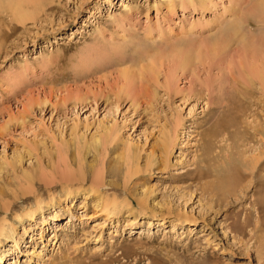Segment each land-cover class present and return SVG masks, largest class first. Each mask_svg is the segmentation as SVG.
I'll list each match as a JSON object with an SVG mask.
<instances>
[{
    "label": "rangeland",
    "instance_id": "rangeland-1",
    "mask_svg": "<svg viewBox=\"0 0 264 264\" xmlns=\"http://www.w3.org/2000/svg\"><path fill=\"white\" fill-rule=\"evenodd\" d=\"M42 1L24 23L13 20L16 9L0 10V264H264L258 81L248 93L234 86L248 106L239 133L208 134L228 114L219 96L227 98L229 71L241 64L240 42L211 70L176 69L174 96L164 83L175 68L155 49L183 35L203 41L254 1ZM33 8L24 1L19 11ZM250 22V36L259 34ZM151 37L153 65L147 51L139 65L124 63L126 45Z\"/></svg>",
    "mask_w": 264,
    "mask_h": 264
},
{
    "label": "bare ground",
    "instance_id": "bare-ground-1",
    "mask_svg": "<svg viewBox=\"0 0 264 264\" xmlns=\"http://www.w3.org/2000/svg\"><path fill=\"white\" fill-rule=\"evenodd\" d=\"M24 1H26V2L28 1V2L32 3V6H33V3H34V8H33L32 11H30L28 13H25V12L22 13V12L19 11V9H20L21 5L24 3ZM36 1L37 0H0V10H2V11L4 10L6 12H8V11L12 12V10L14 11V9H16L15 10V14L13 13V15H14L13 18L14 19L13 18L12 19L15 20L18 23H24V21L26 19L28 20V18L35 19L38 16L37 15L38 11L39 10L40 11L43 10V7H44L43 5H45V2L46 1L44 3H43V1L36 3ZM38 1H40V0H38ZM182 1L180 2L178 0V3H182ZM185 1H187V0H185ZM196 1L197 2L196 3L193 2L192 5H195V4L198 3L200 6L201 5L203 6L205 0H196ZM253 1H254L253 2V5H251V7L248 10V12H245V11H244V13L237 12V14H236V16L234 18L231 17L232 20L230 22H227L226 21V23H224L225 24L224 26H220V30L218 29L219 30L218 33L212 34L211 36L205 38L203 41H200L198 39V37L197 38L191 37L190 34H189L190 37L189 36L188 37H184V35H183V37H180L178 39H176L175 37H173L176 40L172 42V39H173L172 38L171 39V42L172 43L168 42L170 40H165V41L163 40V44H161L162 43V39H161V42H158L157 41V43L158 44L159 43L161 44V45L159 44L160 47L161 46L162 47L164 46L163 48L165 49V51H163V49H162V51H159V49H161V48L160 47L159 48L157 47V48H155L157 50V54L156 53L152 54L153 53L152 52V47L154 48L153 43H155L154 41H156V40H154L153 37H151L148 40L147 39L139 40V39H141V38H139L138 41L135 42L134 44H132V45H126V47H130L131 48L130 51L132 53H137V54L134 55V54H132V53L129 52V56L128 57H125V54L123 53L124 56L122 55V57H120V58H123L124 57L123 58L124 59V63L129 62L131 65H139L138 63L140 61H143L144 60V59H142V56H143L142 53L144 51L145 52L147 51V53H146V56H147L148 53H150V52H148V51H150L149 48H151V52L152 53H150V54H152V56H153L152 57L149 54L150 55V59H152V58L154 59V61H153V59L151 60V62L149 61L148 62L149 64H152L153 65V63H155V61L157 60L156 58H159L161 56L164 57L165 59L167 58V60L168 61H171V63H172V65H170L169 68L171 66H173L175 69H172V71H170V74H168L169 76H167V78H166V81L164 83L165 84L164 85L165 86L164 88L166 89V92H167L166 94H168L169 96H174V95H177V93L180 92V90L177 89V86H176V83H175V81H176V75H177V73H175V70L176 69L182 70L183 73L185 72V70H190V69H192L191 71L196 70V72H198L199 69L203 70L205 68V65L207 64L208 65V69L211 70L210 67L212 65H214V64H212L214 58L216 60V57H221L222 55L226 54L227 50L229 52V48L232 45V43H234L236 41H239L240 42V46H239V49L240 50L239 49H236L237 50L236 51L237 53H239L238 51L241 52L240 53L241 54V59H240L241 60V64H240L239 68L237 69L238 70L237 71V74L238 75L236 74L238 78H236V75H232V72L229 71V77H227L229 79L228 84L224 81L226 83V86H227L226 87L227 88V91L226 92H228V96L224 100H223V96H219V98H221V100L220 101L218 100L219 103L217 101V103H218V105L220 107V112L222 111L225 114L228 113L229 115L227 114L228 117H226L227 115H224L225 117H223L221 115V118L218 117L219 120L216 119L218 121L217 124H216V126L214 125L215 127L208 134H210L211 136L212 135H215V136L218 135V131H219L218 128L219 129H223L224 132H225V130L227 132V129H228V132L229 133H232V132L239 133L240 130L238 131L236 129V127L239 125V123L242 124V121L240 120V118H241L240 116H244V118H245V114L247 115V113H246L247 110L245 112V108L248 107V106L246 105V107L244 108L243 107L244 105H243L242 102L237 103V100L234 99V97H235V96H233L234 86L237 85L239 87V88L237 87V89L239 91H246L244 93H248V91H247L248 87L246 89L245 86H247V85L249 86L250 83L253 84V82L256 80V81L259 82V86H260L259 89H261L260 91L261 92H264V0H253ZM189 2H191V0ZM46 4H48V3H46ZM166 4L168 5V7L169 6L171 7V6H174L175 5L174 4V0H166ZM176 4H177V2H176ZM250 20H253V22L256 23V25H258V26H256V28L259 29L258 30L259 34H255L257 36H255V35L250 36L251 35L250 34V30H253L252 29V26L250 24L251 23ZM21 25H23V24H21ZM15 26H16V24H13V27L12 28H14ZM149 33H151V32L149 31L148 32V35H149ZM1 34L2 35H5L3 38H5L7 36L6 35L7 33H5V32L4 33H1ZM147 37L149 38L150 36H147ZM159 37H161V36H159ZM143 38H145V37H143ZM134 41H136V40H134ZM234 51H235V49H234ZM155 54H156V58H155ZM130 55L133 56L132 57L134 59L133 61L131 60ZM225 59H227V58L225 57ZM225 59H223V61ZM130 61H132V62H130ZM216 61L218 62V60H216ZM228 61H229V59H228ZM197 62L201 65V68H199V66H196V64H198ZM164 64H165V62H164ZM158 65H157V67H158ZM145 66H146V64H145ZM173 67H171V68H173ZM171 68H170V70H171ZM144 69L147 72H153L152 71L153 69H152L151 65H150V67L148 66V67L143 68V70ZM232 70L234 71L233 68H232ZM134 71L132 73L129 70H124L122 72V75H123V77H126L128 80H131L132 79V76L135 77V75H131V74H134ZM122 75H120V76H122ZM227 76H228V74H227ZM198 77H200V76H198ZM239 78H240V80H239ZM200 80H202V79H200ZM230 80H231V82H230ZM226 81H227V79H226ZM236 81H238V82L241 81V82H240V84H237ZM208 82H210V81H207V84H205L206 83L205 82L204 83L205 84L204 85L205 87L202 86V88L204 87L206 89V87H208V85H210ZM127 83H129V82H127ZM203 89H202V91H203ZM202 91L200 92L201 94L204 93V91L203 92ZM188 93L189 92H187L186 94H188ZM194 93H195V91L192 92V94H194ZM200 93H198V94H200ZM189 95L190 94H188L187 96H184L183 95L184 96V97L182 96L183 97V100H186L184 98L185 97L188 98ZM215 106H217V104ZM263 107H264V103H263ZM249 113H250V111H249ZM255 114H254V116H255ZM246 119L248 120L249 118H246ZM216 120H215V122H216ZM247 120H243L244 122H246L244 124H247L250 127V125H251L250 124V120L251 119H249L248 123H247ZM253 120H255V119H253ZM257 120H259L258 117H257ZM259 122H260V120H259ZM244 126H246V125H244ZM259 126L260 125H258V128H259ZM238 128H239V126H238ZM260 128L262 129V127H260ZM230 130H232V131H230ZM262 131L264 132V130H262ZM221 132H222V130H221ZM228 132H227V134H229ZM242 134H241V136H242ZM174 140H175V128H174V125H172L171 128H169L165 132H163L162 143H163V149H164L165 152L168 151L171 148L172 144L174 143ZM263 151H259V152L262 153ZM259 157H261V156L259 155ZM129 158H130V155H129ZM258 160H260V159L259 158L257 160L254 159L251 162H249L250 160L248 161L249 162L248 169H250V176L253 174V172H254V170L256 168V164L258 163ZM110 202L111 201H106L104 203V205H103V210L104 211L107 212L108 210H110L109 209V207H111L110 205L113 206V202L114 201L112 203H110ZM108 213H110V211H108ZM67 221H69V218L67 219ZM66 224H67V222L62 226V224L60 225V223H57L56 224V229L57 230H63L64 229V226Z\"/></svg>",
    "mask_w": 264,
    "mask_h": 264
}]
</instances>
